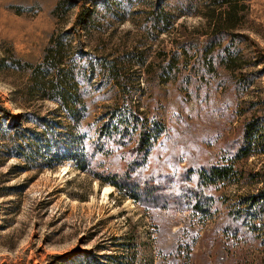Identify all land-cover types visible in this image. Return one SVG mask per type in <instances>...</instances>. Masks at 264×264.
I'll return each instance as SVG.
<instances>
[{
	"label": "rangeland",
	"instance_id": "1",
	"mask_svg": "<svg viewBox=\"0 0 264 264\" xmlns=\"http://www.w3.org/2000/svg\"><path fill=\"white\" fill-rule=\"evenodd\" d=\"M262 100L264 0H0V264H264V153L233 159Z\"/></svg>",
	"mask_w": 264,
	"mask_h": 264
},
{
	"label": "trees",
	"instance_id": "2",
	"mask_svg": "<svg viewBox=\"0 0 264 264\" xmlns=\"http://www.w3.org/2000/svg\"><path fill=\"white\" fill-rule=\"evenodd\" d=\"M168 22L170 19H167ZM169 24V23H167ZM110 69L114 71L113 77H120L119 73L116 72L117 69L110 66ZM122 85V89L126 87V84L120 83ZM57 87V88H56ZM59 87L61 89H59ZM54 88L59 91H64L66 89L65 84L62 82H56L54 84ZM71 94V93H70ZM68 97V96H67ZM71 98V97H68ZM67 99V98H64ZM261 113H253L249 117H244L241 120V137L238 139L240 143L237 145V149L234 151L233 159L238 161L242 158L250 157L253 154H261L264 153V100H262L260 104ZM118 112H122L119 114ZM115 121V127L117 131H125L129 135L138 131V139L135 141V145L132 149H140L148 147L150 143V134L147 121L143 123V120L140 119L137 112H133L132 109L127 107H123L120 111H117L113 114ZM142 120V121H141ZM139 123H143L140 127H138ZM129 125L134 127V132H131L128 128ZM138 125V126H137ZM123 127V128H122ZM154 127L158 130L162 126L160 123H154ZM103 131V130H102ZM104 132V131H103ZM123 134V133H122ZM134 167L132 164H129L126 168L125 175L127 177H131V173ZM233 165H211L208 168H202L200 170V176L207 181L210 182L212 180H225L230 177V173L232 171ZM111 177V176H110ZM114 183L122 188L119 181L116 180V177H112ZM263 181V180H262ZM264 183V181H263ZM124 188V187H123ZM159 188V187H158ZM186 192V190H185ZM153 193V192H152ZM146 193V198H153V196H159L162 193ZM133 196H137V193H132ZM151 194V195H150ZM156 198V197H155ZM237 198L240 200L239 202V210L237 211L238 217H246L247 222L255 228L257 231H262L264 229V184L257 190L255 193H247V194H239ZM199 206L202 204L198 203Z\"/></svg>",
	"mask_w": 264,
	"mask_h": 264
},
{
	"label": "bare ground",
	"instance_id": "3",
	"mask_svg": "<svg viewBox=\"0 0 264 264\" xmlns=\"http://www.w3.org/2000/svg\"><path fill=\"white\" fill-rule=\"evenodd\" d=\"M105 188L107 189V188H110V187H109V186H106ZM107 190H108V189H107Z\"/></svg>",
	"mask_w": 264,
	"mask_h": 264
}]
</instances>
